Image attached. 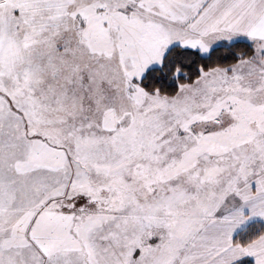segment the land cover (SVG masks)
<instances>
[{
  "label": "snow or ice",
  "instance_id": "1",
  "mask_svg": "<svg viewBox=\"0 0 264 264\" xmlns=\"http://www.w3.org/2000/svg\"><path fill=\"white\" fill-rule=\"evenodd\" d=\"M0 264H264V0H0Z\"/></svg>",
  "mask_w": 264,
  "mask_h": 264
}]
</instances>
